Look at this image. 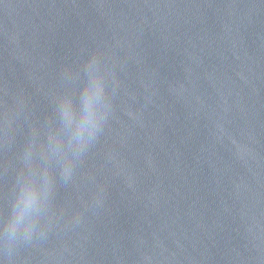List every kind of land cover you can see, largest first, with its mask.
I'll list each match as a JSON object with an SVG mask.
<instances>
[{
  "label": "water",
  "instance_id": "95a60500",
  "mask_svg": "<svg viewBox=\"0 0 264 264\" xmlns=\"http://www.w3.org/2000/svg\"><path fill=\"white\" fill-rule=\"evenodd\" d=\"M105 69L108 124L11 264H264V0H0V223Z\"/></svg>",
  "mask_w": 264,
  "mask_h": 264
},
{
  "label": "clouds",
  "instance_id": "9594fccd",
  "mask_svg": "<svg viewBox=\"0 0 264 264\" xmlns=\"http://www.w3.org/2000/svg\"><path fill=\"white\" fill-rule=\"evenodd\" d=\"M101 53L93 55L98 62ZM111 75L109 85L106 75ZM118 83L114 72L92 70L79 95L58 97L59 124L47 133L46 142L30 146L33 153L28 171L9 213L0 223V264H11L15 248L43 236L53 224L57 213L50 206L54 187L55 166L65 177L73 175L78 161L96 144L108 124L112 110L110 102Z\"/></svg>",
  "mask_w": 264,
  "mask_h": 264
}]
</instances>
